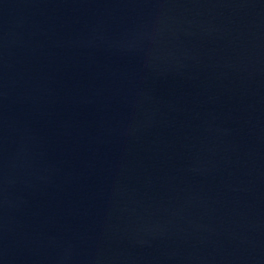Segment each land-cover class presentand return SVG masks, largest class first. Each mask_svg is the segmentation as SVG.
<instances>
[{"label":"water","instance_id":"95a60500","mask_svg":"<svg viewBox=\"0 0 264 264\" xmlns=\"http://www.w3.org/2000/svg\"><path fill=\"white\" fill-rule=\"evenodd\" d=\"M0 264H264V0H0Z\"/></svg>","mask_w":264,"mask_h":264}]
</instances>
